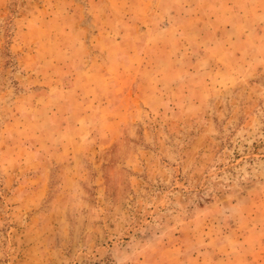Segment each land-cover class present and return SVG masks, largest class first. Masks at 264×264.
Returning a JSON list of instances; mask_svg holds the SVG:
<instances>
[{
	"label": "rangeland",
	"instance_id": "374dc122",
	"mask_svg": "<svg viewBox=\"0 0 264 264\" xmlns=\"http://www.w3.org/2000/svg\"><path fill=\"white\" fill-rule=\"evenodd\" d=\"M0 264H264V0H0Z\"/></svg>",
	"mask_w": 264,
	"mask_h": 264
}]
</instances>
